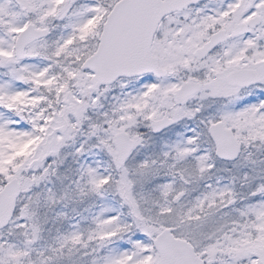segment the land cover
Segmentation results:
<instances>
[{
    "label": "snow or ice",
    "instance_id": "snow-or-ice-1",
    "mask_svg": "<svg viewBox=\"0 0 264 264\" xmlns=\"http://www.w3.org/2000/svg\"><path fill=\"white\" fill-rule=\"evenodd\" d=\"M0 264H264V0H0Z\"/></svg>",
    "mask_w": 264,
    "mask_h": 264
}]
</instances>
